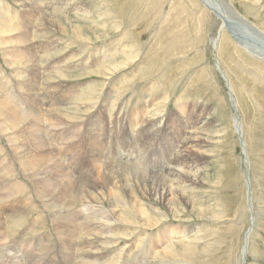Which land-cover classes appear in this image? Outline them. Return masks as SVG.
Segmentation results:
<instances>
[{"label":"rangeland","instance_id":"374dc122","mask_svg":"<svg viewBox=\"0 0 264 264\" xmlns=\"http://www.w3.org/2000/svg\"><path fill=\"white\" fill-rule=\"evenodd\" d=\"M221 1L0 0V264H264V0Z\"/></svg>","mask_w":264,"mask_h":264},{"label":"bare ground","instance_id":"6f19581e","mask_svg":"<svg viewBox=\"0 0 264 264\" xmlns=\"http://www.w3.org/2000/svg\"><path fill=\"white\" fill-rule=\"evenodd\" d=\"M33 1H35V0H33ZM58 1V0H57ZM205 2H206V6L209 8V10H211L215 15H217V17H219V18H221L222 20H223V15H220L219 14V12L217 11L219 8H221V7H225L227 4V2H225V3H223L221 0H205ZM26 3H27V1H26ZM51 3V2H50ZM29 4V3H28ZM35 4H37V3H35ZM39 4V3H38ZM225 5V6H224ZM36 6V5H35ZM39 8V7H38ZM226 9H227V7H225ZM35 9V8H34ZM31 10V9H30ZM33 10V9H32ZM40 10V9H39ZM39 10H37V11H39ZM40 11H42V10H40ZM219 11H221V10H219ZM226 11V10H225ZM227 11H228V9H227ZM232 11V10H231ZM36 12V11H35ZM43 12V11H42ZM229 12V11H228ZM31 13V12H30ZM38 13V12H37ZM224 13H226V12H224ZM229 13H227V15H228ZM33 15V14H32ZM236 13H233L232 12V16H233V20H234V18L236 17ZM43 16V15H42ZM45 19V18H44ZM47 19V18H46ZM46 19H45V21H46ZM54 19V18H53ZM49 20V19H48ZM51 20V19H50ZM50 22V21H49ZM52 22V21H51ZM238 22H239V24H241V28L240 29H236V30H234V34L236 35V37H237V39H239L241 42L243 41V40H246V41H248L249 42V40L251 41V40H257L259 43H261L262 45H263V47H264V32H262L260 29H258L257 27H252V29H250V28H248L247 26H246V24L244 23V21H242L241 19H239L238 20ZM232 23L233 22H231V25H232ZM55 24V23H54ZM57 24V23H56ZM50 25H51V23H50ZM2 26V25H1ZM47 26H49V25H47ZM52 26V25H51ZM50 26V27H51ZM224 26V25H223ZM249 26V25H248ZM257 28V29H256ZM70 31H74V30H70ZM21 33H23V35H24V32H21ZM82 34V33H81ZM262 34V35H261ZM85 35V34H84ZM84 35H82L83 36V38L84 39H86V36H84ZM22 36V35H21ZM80 37H82L81 35H79ZM28 39H29V37H28ZM24 40V39H23ZM28 41V40H27ZM218 41V40H217ZM23 43V42H22ZM238 43H240L239 41H238ZM256 44L257 43H251V42H249V46H248V48L250 49H252V52H256V54L257 53H259L260 51H262V49L260 48V50L259 51H257L256 49H258V47L256 46ZM245 45H246V43H245ZM259 46V45H258ZM43 47V46H42ZM262 47V48H263ZM44 48H45V46H44ZM246 48V47H245ZM247 48V49H248ZM244 49V48H243ZM248 49V50H249ZM262 53V52H261ZM258 55V54H257ZM264 56V55H263ZM29 57V56H28ZM262 57V56H261ZM33 58V57H32ZM33 63V62H32ZM230 86V85H229ZM231 90V89H230ZM231 92V91H230ZM229 92V93H230ZM45 100V99H44ZM42 101V100H41ZM236 101V100H235ZM236 103V102H235ZM39 105V104H38ZM6 107V106H5ZM6 111L7 110H5L4 109V114H5V116L7 117L8 115L6 114ZM40 111V110H39ZM128 112V111H127ZM148 114V113H147ZM3 115V114H2ZM15 115V113H10V116L9 117H11V116H14ZM17 115V114H16ZM146 115V114H145ZM20 116V115H19ZM25 116H27V115H25ZM33 116V115H32ZM36 116V115H35ZM22 117H23V115H22ZM194 117V116H193ZM16 118V117H15ZM35 118V117H34ZM38 118V117H37ZM49 118V117H48ZM14 119V118H13ZM119 119V118H118ZM36 120V119H35ZM56 120V119H55ZM238 120H239V118H238ZM1 121H6L5 119L4 120H2V118H1ZM17 121V120H16ZM33 121V120H32ZM60 121V120H59ZM239 122V121H238ZM8 123V122H7ZM14 123V122H13ZM237 123V122H236ZM3 124V123H2ZM144 124V123H143ZM4 125V124H3ZM10 125V124H9ZM238 125V124H237ZM11 126V125H10ZM38 126H40V125H38ZM53 126V125H52ZM4 127H5V125H4ZM4 127H2L3 129H4ZM36 127V126H35ZM233 127H235V126H233ZM54 128V127H53ZM57 128V127H56ZM38 129V128H37ZM61 129V128H60ZM59 129V130H60ZM148 129V128H147ZM153 129V128H152ZM161 129V128H160ZM33 130V129H32ZM58 130V131H59ZM62 130V129H61ZM39 131V130H38ZM53 131V130H52ZM65 131V130H64ZM77 131V130H76ZM81 131V130H80ZM37 132V131H36ZM136 132V131H135ZM28 133V132H27ZM70 134H72V133H70ZM159 134V133H158ZM27 135V134H26ZM32 135V134H31ZM51 135V134H50ZM67 135V134H66ZM90 135V134H89ZM36 136V135H35ZM75 136V135H74ZM141 136V135H140ZM148 136V135H147ZM195 136V135H194ZM92 137V136H91ZM57 138V137H56ZM29 139V138H28ZM33 139V138H32ZM61 139V138H60ZM147 139V138H146ZM189 139V138H188ZM187 139V140H188ZM194 139V138H193ZM193 139H191V140H193ZM197 139V138H196ZM35 140V139H34ZM190 140V141H191ZM10 141V140H9ZM196 142V141H195ZM59 143H61V142H59ZM184 143V142H183ZM189 143V142H188ZM62 144H64V143H62ZM199 144V143H198ZM60 145V144H59ZM144 146V145H143ZM141 147V146H140ZM187 147V146H186ZM190 147V146H189ZM188 147V148H189ZM35 149V148H34ZM53 150V149H52ZM180 150V149H179ZM183 151V150H182ZM185 151V150H184ZM39 152V151H38ZM43 152V151H42ZM199 152H200V150H199ZM49 153V152H48ZM185 153V152H184ZM185 155H186V153H185ZM201 155V154H200ZM199 155V156H200ZM32 156V155H31ZM187 156H188V154H187ZM47 157V156H46ZM53 157V156H52ZM54 158V157H53ZM100 158V157H99ZM187 158V157H186ZM25 159H27L26 157H25ZM57 161V160H56ZM43 162V161H42ZM182 162V161H181ZM20 164V163H19ZM22 164V163H21ZM25 164H27V163H25ZM105 164V163H104ZM17 165V164H16ZM24 165V164H23ZM25 166V165H24ZM52 166V165H51ZM108 166V165H107ZM50 167V166H49ZM181 167V166H180ZM120 168V167H119ZM127 168H133V167H127ZM171 168V167H170ZM178 168V167H177ZM11 169V168H10ZM10 169L8 170V169H6L7 170V172L6 173H8V171H9V173H10ZM14 169V168H13ZM109 169V168H108ZM124 169V168H123ZM137 168H134V171L133 172H136L137 173V170H136ZM176 169V168H175ZM2 170V169H1ZM24 170V169H23ZM113 170V169H112ZM139 170V169H138ZM3 171V170H2ZM120 171V170H119ZM130 171V170H129ZM132 171V170H131ZM169 171H170V169H169ZM5 172V171H4ZM24 172V171H23ZM58 172V171H57ZM60 172V171H59ZM78 172V171H77ZM108 172V171H107ZM124 172V171H123ZM122 172V173H123ZM141 172V171H140ZM165 172V171H164ZM172 173H173V171H171ZM9 173H8V175H9ZM166 173H169V172H166ZM165 173V174H166ZM182 175H183V173L182 172H180ZM11 174V173H10ZM15 174V173H14ZM40 174H42V173H40ZM53 174V173H52ZM51 174V175H52ZM112 174V173H111ZM142 174V173H141ZM134 175V174H133ZM45 176V175H44ZM41 177V176H40ZM51 177V176H50ZM128 177V176H127ZM132 177V176H131ZM147 177V176H146ZM164 177V176H163ZM166 177V176H165ZM170 177V176H169ZM15 178V177H14ZM38 178V177H37ZM37 178H36V180H37ZM46 178V177H45ZM56 178V177H55ZM129 178V177H128ZM3 180H6L5 178H2ZM135 179H137V178H135ZM143 179V178H142ZM168 179V178H167ZM179 179V178H178ZM42 180V179H41ZM67 180V179H66ZM165 180V179H164ZM17 181V180H16ZM49 181V180H48ZM59 181V180H58ZM166 181V180H165ZM4 182H6V181H4ZM31 182H33V181H31ZM43 182V181H42ZM52 182V181H51ZM143 182L144 183H150V186L151 187H153L155 190L157 189L158 190V188L159 187H161V183L163 184V185H165L166 183H164L163 181H162V177H161V175H160V172H153V173H151L150 174V176L149 177H147V178H144L143 179ZM15 183V182H14ZM21 184V183H20ZM54 184V183H53ZM0 185H2V183L0 184ZM35 185H37V184H35ZM58 185V184H57ZM127 186V185H126ZM35 187V186H34ZM170 187V186H169ZM12 188H14L15 189V191H21V189L22 188H20V185H15L14 186V184L11 186V189L9 190V191H7V192H13L12 191ZM19 188V189H18ZM130 189V188H129ZM133 189V188H132ZM168 189V188H167ZM172 189V188H171ZM126 190H128V189H126ZM170 190V189H169ZM3 191V190H2ZM14 191V192H15ZM168 192V191H167ZM170 192V191H169ZM5 193V192H4ZM36 193V192H35ZM2 194V193H1ZM5 198V197H4ZM60 198V197H59ZM44 199V198H43ZM252 201V200H251ZM251 204V203H250ZM97 207V206H96ZM85 210V209H84ZM96 210V209H95ZM22 211H24V210H22ZM92 212V211H91ZM88 213V212H87ZM14 214V213H13ZM17 214V213H16ZM80 214V213H79ZM95 214V213H94ZM87 215V214H86ZM100 215V214H99ZM85 216V215H84ZM102 216V215H101ZM2 218V217H1ZM90 218V217H89ZM252 218V217H251ZM251 220H253V219H251ZM256 220V219H255ZM5 221V220H4ZM62 222V221H61ZM124 222V221H123ZM2 226H3V224H1ZM1 225H0V227H1ZM5 226V225H4ZM95 227V226H94ZM67 229V228H66ZM93 230V229H92ZM88 231V230H87ZM83 232V231H82ZM3 234V233H2ZM161 234V233H160ZM77 235V234H76ZM81 235V234H80ZM248 235H249V233H248ZM1 237H3V235L1 236ZM65 237V236H64ZM70 237V236H69ZM68 237V238H69ZM248 237L249 236H247V239H248ZM6 238V237H5ZM67 238V237H66ZM73 238V237H72ZM20 239V238H19ZM71 239V238H70ZM7 241V240H6ZM61 241V240H60ZM80 241V240H79ZM5 242V241H4ZM245 242V241H244ZM0 243H1V241H0ZM88 243V242H87ZM167 243V242H166ZM247 243V242H246ZM7 244V243H6ZM89 244V243H88ZM153 243H151V245H152ZM71 245V244H70ZM75 245V244H74ZM82 245V244H81ZM92 245V244H91ZM154 245V244H153ZM1 246V245H0ZM4 246V245H3ZM15 247V246H14ZM92 247H93V245H92ZM11 248V247H10ZM82 248V247H81ZM91 248V247H90ZM94 248V247H93ZM98 248V247H97ZM166 249V248H165ZM80 251V250H79ZM156 251V250H155ZM154 251V252H155ZM7 252H12V249H10V250H8ZM161 252V251H160ZM163 252V251H162ZM168 252H170V251H168ZM96 253V252H95ZM150 253V252H149ZM171 253V252H170ZM246 253H247V251H245V253H243L242 254V252H241V261H242V256L244 255V258L247 256L246 255ZM80 254V253H79ZM91 255V254H90ZM8 256H9V254H8ZM11 256V255H10ZM125 256V255H124ZM151 256V255H150ZM114 257H115V255H114ZM11 258H13V261H19L18 260V258H17V256L14 254H12V256H11ZM113 258V257H112ZM104 259V258H103ZM159 262H162V261H159ZM163 262H165V261H163ZM115 263V262H114ZM113 262H111V264H114Z\"/></svg>","mask_w":264,"mask_h":264},{"label":"water","instance_id":"95a60500","mask_svg":"<svg viewBox=\"0 0 264 264\" xmlns=\"http://www.w3.org/2000/svg\"><path fill=\"white\" fill-rule=\"evenodd\" d=\"M237 38V37H236ZM220 72H221V74L223 75V77L225 78V80H226V77H225V75H224V73L220 70ZM227 81V80H226ZM231 101H232V103H233V99L231 98ZM234 105V104H233ZM235 107V106H234ZM235 111H236V109H235ZM239 140H240V143H241V145L243 146L244 144H243V142H242V139H241V137H240V135H239ZM245 251H246V241H245V245H244V247H243V253H245ZM242 262H244V261H242Z\"/></svg>","mask_w":264,"mask_h":264}]
</instances>
